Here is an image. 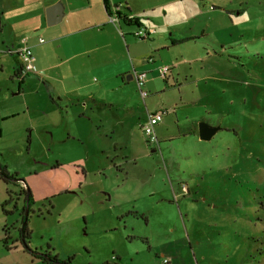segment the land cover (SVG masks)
<instances>
[{
	"label": "rangeland",
	"instance_id": "rangeland-1",
	"mask_svg": "<svg viewBox=\"0 0 264 264\" xmlns=\"http://www.w3.org/2000/svg\"><path fill=\"white\" fill-rule=\"evenodd\" d=\"M152 1L157 7L143 16L166 38L191 20L198 39L192 52L204 53V61L189 63L199 79L194 85L213 87L210 108L228 130L202 143L164 141L159 151L139 156L137 165L123 163L134 174L144 166L138 179L151 176L150 186L173 201L157 205L161 227L154 231L151 223L144 230L120 211L137 179L130 180V191L125 175L116 176L109 140L90 133L84 118L52 113L35 84L19 93L18 81L10 80L15 61L4 53L0 32V163L26 182L45 214L50 201L41 206V199L60 194L47 217L30 213V241L44 253L50 244L53 255L72 257L74 264H161L162 255L170 264H264V0ZM196 106H181V116L186 110L201 114ZM156 198L149 197L152 203ZM20 212L7 218L11 228L21 227Z\"/></svg>",
	"mask_w": 264,
	"mask_h": 264
},
{
	"label": "crops",
	"instance_id": "crops-1",
	"mask_svg": "<svg viewBox=\"0 0 264 264\" xmlns=\"http://www.w3.org/2000/svg\"><path fill=\"white\" fill-rule=\"evenodd\" d=\"M57 3L62 5L63 14L57 23L50 25L47 9ZM157 4L152 0H0V32L6 44L4 53L11 55L15 61L10 80L18 81L19 93H26L25 87L35 84L52 105V113L63 119H69L74 114L77 119L84 118L88 121L90 133H101L109 140L114 151L111 168L117 172L116 176L122 174L120 177L123 178L125 175L122 183H127L130 191V180L134 176L137 179L136 184L132 182L133 192H126L129 198L120 208L122 213L125 212L123 218H132L144 230L152 223L154 231L161 227L157 220V214H161V211L157 205L164 202L172 204L173 201L160 188L150 186L151 176L146 180L138 179L140 171L145 174L144 166L134 174L129 167L124 166V161L129 165L133 160V165H137L139 156H150L159 151L164 141L172 143L177 139L191 138L200 143L209 141L199 136L201 121L222 126L218 131L228 130L210 108L213 87L206 84L198 89V84L194 85V81L199 79H193V68L189 63L204 61V53L201 50L192 52L197 48V44L193 46L192 43H197L198 39L191 20L187 19L186 28L175 26L170 37L166 38L158 33L156 25L150 21L153 20L151 17L143 16L154 10ZM109 10L114 14H110ZM117 11L121 12V16L116 15ZM157 22L161 24L159 20ZM139 28L145 29L149 35L145 38L137 36ZM40 38L44 41L40 42ZM24 45H29L35 56L34 71L29 73L23 71L20 57L9 52ZM163 66L170 68L166 75L161 73ZM196 71L199 69L196 68ZM140 72L146 73L143 90L148 93L147 96L141 95L136 82V75ZM182 75L184 83H181ZM198 104L203 108L201 114L186 110L181 116V106L185 109L192 105L197 108ZM157 111H163L164 115L156 126L158 142L151 144L143 133L142 125L149 113ZM73 136L83 139L76 132ZM82 173L87 178L88 171L83 169ZM16 184L25 187L26 182L20 179ZM10 188L0 175V264H25L34 262V259L42 261L22 247L17 241L19 227L14 223L11 228L7 221L10 215L14 216L21 210L25 197L18 198L17 211L10 215L3 213L2 203L6 199L10 200ZM25 188L30 187L26 184ZM57 195L60 194L41 199V206L42 200L50 201L51 208H47L46 214L39 207L40 204L36 209V201L30 213H36L37 217L41 213L44 218L47 217L55 207L52 198ZM156 195L152 203L149 197ZM112 200L111 194L104 201L109 206ZM6 209L11 211L7 206ZM5 225L7 234L4 232ZM6 235L9 238L7 243L4 242ZM30 240L31 236L29 246L41 252V247L37 248ZM148 241L144 243L150 251L152 239L148 237ZM48 246L49 250L46 251L52 253L51 245ZM117 262H123V258H118Z\"/></svg>",
	"mask_w": 264,
	"mask_h": 264
},
{
	"label": "built area",
	"instance_id": "built-area-1",
	"mask_svg": "<svg viewBox=\"0 0 264 264\" xmlns=\"http://www.w3.org/2000/svg\"><path fill=\"white\" fill-rule=\"evenodd\" d=\"M136 35L141 37V38H145L149 35V33L145 29L139 28L136 32ZM24 41H25V39H24ZM43 41H44V39L40 38V42H43ZM9 52L17 54L20 57L21 63H22V68H23L24 72L29 73V72L34 71L35 56H34L32 49L29 45H24V46H22L20 48H16V49H10ZM169 69H170L169 66L161 67L162 75H166V73L168 72ZM145 77H146L145 72H140L136 75V82H137V85L140 89V93L142 96L148 95V93L143 90ZM163 115H164L163 111H157V112L149 113L145 123L142 125L143 133L145 134L147 141L151 144H156L158 142L156 126L163 119ZM182 188H183V191L188 190L186 184H183ZM161 264H170V261L168 258L163 257L161 259Z\"/></svg>",
	"mask_w": 264,
	"mask_h": 264
},
{
	"label": "trees",
	"instance_id": "trees-1",
	"mask_svg": "<svg viewBox=\"0 0 264 264\" xmlns=\"http://www.w3.org/2000/svg\"><path fill=\"white\" fill-rule=\"evenodd\" d=\"M109 9V8H108ZM110 14H114L111 12V10H109ZM116 15L121 16V12L117 11ZM126 18V17H125ZM128 19V18H127ZM136 21V20H135ZM136 23V22H135ZM23 69V68H22ZM0 175L2 176V178L6 179V180H15L18 181L20 180L16 175H11L8 170L7 167L4 165L0 164ZM13 186L15 187L16 190H18L19 192H23V194L25 195V199H24V204L21 208V212H20V216H21V227L19 228V239L17 241H19L22 245V247L28 251L29 253H31L34 257L40 258L43 262L47 263V264H74L73 263V258L69 257L66 260H60L57 256L53 255L51 252H45V253H40L35 249H32L29 246V239H30V235H31V230L28 227V223L25 222L26 218H25V209H26V204L27 202L30 205L29 208V212L32 211V205L34 204V199L32 196V193H28V188L25 187H20L17 184H13ZM9 194V192H8ZM28 196V201L26 200V197ZM10 202L9 199H6L3 203H2V210L3 213L5 215H10L12 213H14L15 211L18 210V207L15 205L14 206V210L9 211L6 209V206L8 205V203ZM51 206V205H49ZM49 211V210H48ZM41 214V213H40ZM29 220V216L27 218V221ZM14 227V226H12ZM4 232L7 234L8 229H7V225L4 226ZM9 240L8 236L6 235V238L4 240L5 243H7V241Z\"/></svg>",
	"mask_w": 264,
	"mask_h": 264
},
{
	"label": "water",
	"instance_id": "water-1",
	"mask_svg": "<svg viewBox=\"0 0 264 264\" xmlns=\"http://www.w3.org/2000/svg\"><path fill=\"white\" fill-rule=\"evenodd\" d=\"M62 5L60 3H57L47 9V19H48V24H54L57 23L63 14L62 11ZM222 129V126L220 125H211L207 122L201 121L199 122V136L203 140H210L218 130ZM11 181H15L10 179ZM28 193H31L30 188H28ZM28 196L26 197V200L28 201ZM29 208L30 205L27 202L26 204V209H25V222H27V218L29 216Z\"/></svg>",
	"mask_w": 264,
	"mask_h": 264
},
{
	"label": "flooded vegetation",
	"instance_id": "flooded-vegetation-1",
	"mask_svg": "<svg viewBox=\"0 0 264 264\" xmlns=\"http://www.w3.org/2000/svg\"><path fill=\"white\" fill-rule=\"evenodd\" d=\"M124 163H125V161H124ZM6 182L11 187L10 188V202H11V206H13L12 207V211H13L14 210V206L16 205V202H17L18 198L21 197V196L25 197V195L23 194V192H19L18 190H16L13 187V184L14 183L16 184L17 181L6 180ZM38 252H40V251H38ZM40 253H44V252H40Z\"/></svg>",
	"mask_w": 264,
	"mask_h": 264
}]
</instances>
